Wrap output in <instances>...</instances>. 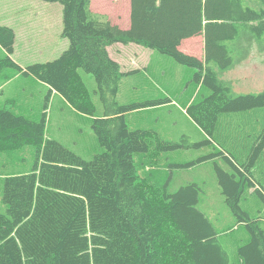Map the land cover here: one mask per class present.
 I'll return each instance as SVG.
<instances>
[{
	"label": "trees",
	"instance_id": "1",
	"mask_svg": "<svg viewBox=\"0 0 264 264\" xmlns=\"http://www.w3.org/2000/svg\"><path fill=\"white\" fill-rule=\"evenodd\" d=\"M44 1L63 6L62 36L68 48L52 62L24 68L12 58L14 30L0 25V45L8 54L0 60V74L13 69L47 85L46 110L56 92L79 113L95 117L81 72L91 74L104 107L92 127L104 151L87 161L47 139L46 113L36 122L0 108V155L27 145L36 149L32 172L3 180L6 212H0V264H234L213 223L198 207L197 184L171 193L168 184L138 174L134 156L150 154L152 142L156 159L160 153L202 144L187 138L166 142L152 131L130 129L127 114L171 100L121 105L117 98L122 81L138 71H123L108 48L142 46L195 69L193 80L209 93L199 103L192 102L187 114L212 138L221 114L264 108V91L237 95L231 82L220 78L256 44L264 54V0H130L129 29L94 13L91 0ZM196 36L205 38L204 61L179 49ZM222 150L220 156L232 172L216 165L219 185L226 204L250 234L238 250L239 259L264 264V231L241 207L247 188L264 201L251 172L264 150V133L246 165Z\"/></svg>",
	"mask_w": 264,
	"mask_h": 264
},
{
	"label": "rangeland",
	"instance_id": "2",
	"mask_svg": "<svg viewBox=\"0 0 264 264\" xmlns=\"http://www.w3.org/2000/svg\"><path fill=\"white\" fill-rule=\"evenodd\" d=\"M91 1L94 13L104 15L112 24L121 27L127 25L130 18L129 0ZM0 25L9 27L16 33L12 58L24 68L52 62L69 46V41L62 36L63 6L60 3L44 0H0ZM139 47L145 52H138V56L134 58L137 61L145 60V65L137 67L131 64L129 68L125 67L128 71L138 72L123 79L118 102L121 105H131L169 99L172 103L130 112L126 117L130 129L152 131L166 142L179 143L187 138L192 144L202 145L160 153L156 159L153 156L157 153L156 145L152 142L150 154L134 156L138 174L160 185L168 184L171 193L183 186L197 184L201 188L199 209L213 223L231 262L243 264L238 250L249 242L250 234L226 204L215 166L219 165L227 172H232L231 167L220 156L222 147L240 165L249 163L253 148L264 133V108L221 114L211 138L187 114V108L192 102L199 103L209 93L204 85L200 86L193 80L196 70L180 65L158 52ZM197 49H193L196 54ZM253 50L244 61L220 76L222 80L231 82L237 95L264 91V54L258 51L257 44ZM153 54L160 56L161 62L155 60ZM7 56L0 45V60ZM151 59L153 62H149ZM81 74L95 107V117L79 113L61 95L55 97L52 94L46 110L50 88L33 77L17 74L13 69H5L0 74V108H11L15 114L36 122H40L46 113L47 139L58 141L90 161L104 151L92 127L94 119L103 116L104 107L97 93L95 78L84 71ZM207 141L210 143H205ZM203 158L208 159L199 162ZM35 161L36 149L32 145L14 153L0 155V212H6L2 201L4 178L32 172ZM251 172L257 188L264 191V150ZM241 207L251 221L257 222L264 231V201L255 193V189H246Z\"/></svg>",
	"mask_w": 264,
	"mask_h": 264
},
{
	"label": "crops",
	"instance_id": "3",
	"mask_svg": "<svg viewBox=\"0 0 264 264\" xmlns=\"http://www.w3.org/2000/svg\"><path fill=\"white\" fill-rule=\"evenodd\" d=\"M129 6H130V13H131V2H130V0H129ZM114 25H118V24H114ZM118 26L121 27L120 25H118ZM130 26H131V20L129 18L127 25H125L124 27H121V28L122 29H129ZM15 35H16V33H15ZM15 42H16V40H15ZM179 49L185 54L195 56L196 58H198L202 61L205 60L206 43H205L204 36H196V37L184 40ZM193 49H197L198 54L194 53ZM108 50H109V54H110L111 58H113L115 61L120 63L123 71H125V72L128 71L125 67L129 68L130 67L129 65H131V64L137 65V67H142L145 65V60L144 61H140V60L137 61L134 58L135 56H138V52L142 53V54L145 52V50H143V48H141L139 46L116 44V45L109 47ZM153 55L155 57V60L161 62L162 58H159L160 56H157L156 54H153ZM126 61H128V62L126 63ZM150 61L153 62L152 59L149 60V62ZM19 65H21V64H19ZM143 68H145L147 70L146 67H143ZM54 95H55V97H57L59 94L56 92H53V96ZM171 103H172V101H171Z\"/></svg>",
	"mask_w": 264,
	"mask_h": 264
},
{
	"label": "bare ground",
	"instance_id": "4",
	"mask_svg": "<svg viewBox=\"0 0 264 264\" xmlns=\"http://www.w3.org/2000/svg\"><path fill=\"white\" fill-rule=\"evenodd\" d=\"M146 44V43H145ZM100 47V46H99ZM19 128V127H18ZM6 134H9V133H6ZM30 218V217H29ZM33 221V220H32ZM156 234V233H155ZM18 248V247H17Z\"/></svg>",
	"mask_w": 264,
	"mask_h": 264
}]
</instances>
